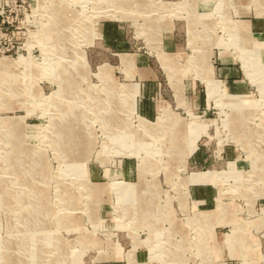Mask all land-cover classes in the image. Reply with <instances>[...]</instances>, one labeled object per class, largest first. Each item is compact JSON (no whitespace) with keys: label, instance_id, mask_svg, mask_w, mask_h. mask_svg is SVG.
<instances>
[{"label":"rangeland","instance_id":"1","mask_svg":"<svg viewBox=\"0 0 264 264\" xmlns=\"http://www.w3.org/2000/svg\"><path fill=\"white\" fill-rule=\"evenodd\" d=\"M0 58V264H264V0H0Z\"/></svg>","mask_w":264,"mask_h":264},{"label":"bare ground","instance_id":"2","mask_svg":"<svg viewBox=\"0 0 264 264\" xmlns=\"http://www.w3.org/2000/svg\"><path fill=\"white\" fill-rule=\"evenodd\" d=\"M4 59L3 58H0V64L2 63V61H3ZM1 66V65H0ZM108 74V69H106V68H103V67H101L100 69H99V72H98V75L100 76V77H104V76H106ZM129 91H130V93H131V89H129ZM129 96V95H128ZM37 218V217H36Z\"/></svg>","mask_w":264,"mask_h":264}]
</instances>
